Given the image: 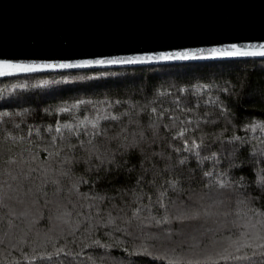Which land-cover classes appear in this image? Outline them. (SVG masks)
Here are the masks:
<instances>
[{"label":"trees","instance_id":"16d2710c","mask_svg":"<svg viewBox=\"0 0 264 264\" xmlns=\"http://www.w3.org/2000/svg\"><path fill=\"white\" fill-rule=\"evenodd\" d=\"M94 72L107 75L92 77ZM63 76L85 79L65 81ZM41 80L54 83L40 84ZM210 81L221 87L230 81L235 86L229 107L240 119L226 122L212 117L203 130L244 137L247 146L237 151L228 179L252 177L261 157L251 149L264 148V134L246 133L237 125L241 120L249 122V117L264 119V57L0 77V264H264V249L253 248L241 238L253 235L252 225L255 230L264 229V224L257 223L264 220L260 191L241 188L242 182L217 187L208 183L200 169L194 174L184 170L180 188L172 189L170 179L181 170L172 169L167 156L160 155L170 151L164 131L153 137L148 127L155 118L149 108L169 106L167 89L175 93L180 86ZM106 100H120L111 110L123 113L120 120L108 121L107 136L76 151L67 148L68 143H76L75 137L52 142L50 137L58 134L54 127L48 129L49 124L88 114L93 104L107 115ZM76 101L88 103L77 105ZM59 108L68 111L59 112ZM133 140L135 147L116 152L122 164L119 173L114 165L111 172L107 167L98 170L95 155L88 158L89 149L104 155L122 141L130 144ZM205 165L203 170L216 171L211 161ZM190 166L195 168L196 162ZM227 167L228 161L222 160L219 170ZM98 175L105 178L98 180ZM189 176L190 183L184 178ZM136 207L141 211L133 216ZM165 214L168 220H163ZM179 215L186 218L177 219ZM140 246L152 255L137 251ZM61 247L65 251L57 255ZM42 252L53 255H39ZM32 255L37 260H30ZM224 256L240 258H219Z\"/></svg>","mask_w":264,"mask_h":264},{"label":"water","instance_id":"95a60500","mask_svg":"<svg viewBox=\"0 0 264 264\" xmlns=\"http://www.w3.org/2000/svg\"><path fill=\"white\" fill-rule=\"evenodd\" d=\"M239 38V39H237ZM264 39V0H0V57L36 60L82 58L76 53L209 47ZM127 65L40 68L28 72Z\"/></svg>","mask_w":264,"mask_h":264},{"label":"snow or ice","instance_id":"6c2138e0","mask_svg":"<svg viewBox=\"0 0 264 264\" xmlns=\"http://www.w3.org/2000/svg\"><path fill=\"white\" fill-rule=\"evenodd\" d=\"M239 39V38H237ZM264 55V39L258 41L246 40L242 42H230V43H211L209 47H173L168 45L162 50H121L119 54L113 55H97L95 53H76L75 55L82 58L77 59H59V60H36V59H17L0 57V75L6 73H21L28 72L33 69L40 68H73L87 65H127L138 64L149 61H174V60H188L196 56L201 57H234V56H248V55ZM101 75H107V73H92V77ZM62 80L69 79H85V77H69L63 76ZM40 84H51L54 81L41 80ZM21 88L26 85L21 84ZM235 90V86L230 81H224L223 87L217 82H208L202 84H191L188 86H180L175 93L171 88L166 90L168 99L166 102L169 104L167 108L163 107V104L159 106H151L149 112L155 114V118L151 120L148 127L152 130L153 137H159L161 130L166 134L163 139L167 141V148L169 152H162L160 155H166L172 169H180L177 172L175 178L170 179L169 187L172 189H179L180 185L178 181L182 178V172L187 170L190 173H195L197 169L201 170V175L208 179L209 184H214L217 187H231L237 182L240 183L241 188L248 187L252 191H260L262 198H264V148L257 149L253 147L252 152L257 153L261 158L257 162L254 175L252 177L239 176L236 180L228 179L229 169L235 167V159L237 151H243L247 146V141L240 135L233 134L231 136L223 135V130L219 133L211 134L203 129L209 125L212 121V117L215 120L224 119L226 122L234 121L238 118L229 105L232 103V92ZM180 93L185 95L182 97ZM218 93V95L216 94ZM227 93V97L224 94ZM160 97H164L165 93H160ZM206 97V98H205ZM85 101H76L77 105H83ZM120 100L108 101L103 104L104 112L96 110L97 106L93 104L92 109L88 114L77 115L71 120L57 119L55 125L49 124L47 127L58 134L50 137L53 143L58 139L64 140L67 138L75 137L76 143H68L67 148L76 151L78 147L84 148L86 145L92 144L94 139L107 136V128L110 127L108 121L120 120L123 113L112 111V105H119ZM209 106H211L209 108ZM144 109H138L143 111ZM59 112H67L66 108L57 109ZM264 115V113H262ZM247 123L241 120V123L237 127H242L245 132L259 131L264 134V119L248 118ZM29 131H32L30 128ZM67 133V135H66ZM143 132L141 137H143ZM86 137V139H81ZM113 139V138H110ZM155 142V141H153ZM227 142V143H225ZM264 143V142H262ZM137 141L133 140L130 144H125L123 141L114 149L111 153H105L101 155L96 152L95 149L88 150V158L95 155L97 163L95 167L99 170L107 167L111 172L115 166V170L119 173L122 164L117 160L116 152H124L129 147H135ZM215 148L216 150H213ZM58 154V151H57ZM71 159V157H67ZM222 160L228 161V167L223 171H220V163ZM192 161L196 162L195 168L191 167ZM205 161H211L213 170H203L206 168ZM242 163H244L242 161ZM91 166V165H90ZM203 166V168H202ZM169 167V165H165ZM105 177L97 176L98 180H103ZM191 182V177H184ZM140 182L139 180L137 181ZM181 191L183 189H180ZM167 189H165V192ZM164 196V192L160 193L161 199ZM151 199V194H149ZM141 209L136 207L133 209V216H135ZM198 215V213H193ZM264 216V213H261ZM177 219L183 220L186 217L179 215ZM130 219V218H129ZM169 216L165 214L163 220H168ZM111 222V221H109ZM257 223L264 224V220H258ZM253 228V235L247 236L242 234V239L251 245L253 248L261 247L264 249V229L255 230ZM258 241V243L256 242ZM98 243V241H93ZM111 246V245H106ZM122 246V245H121ZM239 247V246H238ZM137 251L147 252L148 255H152L147 251V248L140 246ZM63 247L59 248L56 252H64ZM41 256H51V252L39 253ZM247 256V253L243 254ZM220 259H239L240 257H219ZM30 260H37L36 255L29 257Z\"/></svg>","mask_w":264,"mask_h":264}]
</instances>
